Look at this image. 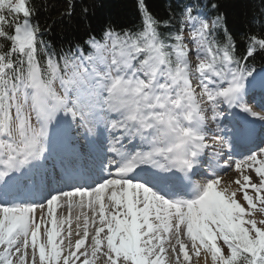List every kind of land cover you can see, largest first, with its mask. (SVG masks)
<instances>
[{
    "label": "snow or ice",
    "instance_id": "snow-or-ice-1",
    "mask_svg": "<svg viewBox=\"0 0 264 264\" xmlns=\"http://www.w3.org/2000/svg\"><path fill=\"white\" fill-rule=\"evenodd\" d=\"M30 3L0 0V264H264V36L136 0L139 28L57 49Z\"/></svg>",
    "mask_w": 264,
    "mask_h": 264
},
{
    "label": "trees",
    "instance_id": "trees-1",
    "mask_svg": "<svg viewBox=\"0 0 264 264\" xmlns=\"http://www.w3.org/2000/svg\"><path fill=\"white\" fill-rule=\"evenodd\" d=\"M180 1L146 0L149 9L160 19L167 18L169 5L175 9ZM221 3L227 5L228 28L242 54L250 36H264V27L261 25L264 19V3L262 0H221ZM30 7L37 9L35 18L41 26L56 22L44 39L54 44L57 49L83 44L90 34L99 33L105 21L128 29H137L141 25L136 0H31ZM85 7L89 9L87 16L82 11ZM69 9L73 13L71 19L65 16L61 20L60 14ZM262 64L264 56L258 55L254 66Z\"/></svg>",
    "mask_w": 264,
    "mask_h": 264
},
{
    "label": "bare ground",
    "instance_id": "bare-ground-1",
    "mask_svg": "<svg viewBox=\"0 0 264 264\" xmlns=\"http://www.w3.org/2000/svg\"><path fill=\"white\" fill-rule=\"evenodd\" d=\"M62 152L65 153V154H69L70 157H73L74 158V152H73L72 149L65 147V149ZM227 171H230V170H227ZM235 178H238V175L236 176L235 175V172H233L232 170L230 171L229 174H227V175L224 176V179H226V180L235 179ZM56 187H58L57 184H56Z\"/></svg>",
    "mask_w": 264,
    "mask_h": 264
},
{
    "label": "rangeland",
    "instance_id": "rangeland-1",
    "mask_svg": "<svg viewBox=\"0 0 264 264\" xmlns=\"http://www.w3.org/2000/svg\"><path fill=\"white\" fill-rule=\"evenodd\" d=\"M235 175L237 176L238 174L237 173H235ZM231 181H233V180H224V179H222V184L223 185H227V184H229ZM233 188H235L236 187V185L233 183L232 185H231ZM58 213L59 212H63V213H65L66 212V210H64V209H60V208H58ZM77 214V212L76 213H73V215H74V217H75V215Z\"/></svg>",
    "mask_w": 264,
    "mask_h": 264
}]
</instances>
